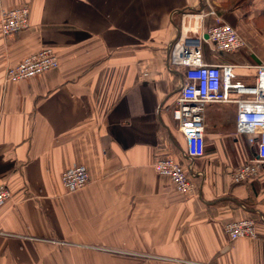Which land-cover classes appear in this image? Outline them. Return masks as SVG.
Segmentation results:
<instances>
[{
	"label": "crops",
	"instance_id": "obj_1",
	"mask_svg": "<svg viewBox=\"0 0 264 264\" xmlns=\"http://www.w3.org/2000/svg\"><path fill=\"white\" fill-rule=\"evenodd\" d=\"M22 5L29 29H0V184L13 195L0 209V264H264V165L233 182L256 153L226 104L208 107L205 156L188 158L173 118L186 69L170 66L183 29L197 36L219 17L248 48L227 56L206 40L205 62L233 63L253 84L264 0H0V12ZM42 50L57 70L6 82ZM167 156L187 169L193 194L155 172ZM78 165L90 183L68 194L62 175ZM249 218L258 238L230 241L225 226Z\"/></svg>",
	"mask_w": 264,
	"mask_h": 264
},
{
	"label": "built area",
	"instance_id": "obj_2",
	"mask_svg": "<svg viewBox=\"0 0 264 264\" xmlns=\"http://www.w3.org/2000/svg\"><path fill=\"white\" fill-rule=\"evenodd\" d=\"M29 26V5L0 12V29L4 38L20 34ZM185 32L186 29H183V34L172 46L170 66L186 69V83L173 111V118L187 142L186 155L191 160L205 156L208 107L211 104L233 105L237 111L236 134L249 137L256 156L238 166L232 173V180L237 185L251 182L259 176L264 165V64L253 67L256 77L253 84L247 85L236 77L238 67L235 64L213 65L205 62L203 49L206 35L214 50L227 56L248 48L240 32L219 17L214 25L197 36ZM59 66V59L52 50H42L25 58L18 66L9 68L6 82H23L57 70ZM243 68L251 69L249 66ZM153 168L158 175L169 178L179 194L190 195L195 191L187 169L175 157L160 158ZM62 183L68 194L79 192L90 183L89 171L84 165L75 166L64 172ZM12 198L11 191L0 184V209ZM225 232L232 242L258 238L257 222L252 218L227 224Z\"/></svg>",
	"mask_w": 264,
	"mask_h": 264
},
{
	"label": "bare ground",
	"instance_id": "obj_3",
	"mask_svg": "<svg viewBox=\"0 0 264 264\" xmlns=\"http://www.w3.org/2000/svg\"><path fill=\"white\" fill-rule=\"evenodd\" d=\"M193 19L196 20V22H197V21H199L200 18L199 17H196V18H193Z\"/></svg>",
	"mask_w": 264,
	"mask_h": 264
},
{
	"label": "water",
	"instance_id": "obj_4",
	"mask_svg": "<svg viewBox=\"0 0 264 264\" xmlns=\"http://www.w3.org/2000/svg\"><path fill=\"white\" fill-rule=\"evenodd\" d=\"M205 39H206V40H208V39H209V36H208V35H206V36H205Z\"/></svg>",
	"mask_w": 264,
	"mask_h": 264
},
{
	"label": "rangeland",
	"instance_id": "obj_5",
	"mask_svg": "<svg viewBox=\"0 0 264 264\" xmlns=\"http://www.w3.org/2000/svg\"><path fill=\"white\" fill-rule=\"evenodd\" d=\"M190 20H191V19H190ZM191 30H192L191 28H190V29H188L189 33H190V31H191ZM189 33H188V34H189Z\"/></svg>",
	"mask_w": 264,
	"mask_h": 264
}]
</instances>
